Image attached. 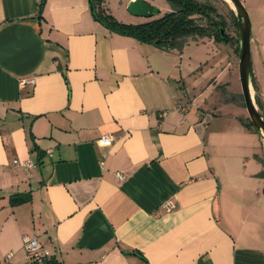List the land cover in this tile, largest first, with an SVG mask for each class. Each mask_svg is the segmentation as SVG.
<instances>
[{
    "label": "crops",
    "instance_id": "1",
    "mask_svg": "<svg viewBox=\"0 0 264 264\" xmlns=\"http://www.w3.org/2000/svg\"><path fill=\"white\" fill-rule=\"evenodd\" d=\"M39 1L0 0V264H30L33 235L51 252L33 264H264L246 109L192 93L175 48L108 30L88 0H45L41 18ZM250 57L261 113L264 17Z\"/></svg>",
    "mask_w": 264,
    "mask_h": 264
},
{
    "label": "rangeland",
    "instance_id": "2",
    "mask_svg": "<svg viewBox=\"0 0 264 264\" xmlns=\"http://www.w3.org/2000/svg\"><path fill=\"white\" fill-rule=\"evenodd\" d=\"M128 1L103 0V5L116 19L126 23H140L158 17L170 10V5L166 0H147L158 7L160 13L152 17L135 16L127 11ZM213 1L220 16L225 18L227 22L224 31L229 34V41L227 43L217 42L208 36L190 38L183 44L182 48L175 49L178 55L177 63L180 67L182 66L185 84L189 85L192 83L189 87L192 93H201L203 97H210L211 93L216 89L222 94L224 99L228 100L231 96H234V104L245 109L238 71L237 27L234 25L227 7L220 0ZM241 1L248 10L254 34L257 30L258 22L264 17V0ZM227 4L232 9L230 3L227 2ZM209 82L213 86L207 88L206 86ZM215 84L218 85L216 86ZM225 84H229L230 90H226ZM251 90L255 100L252 83ZM261 113L264 114V112Z\"/></svg>",
    "mask_w": 264,
    "mask_h": 264
},
{
    "label": "trees",
    "instance_id": "3",
    "mask_svg": "<svg viewBox=\"0 0 264 264\" xmlns=\"http://www.w3.org/2000/svg\"><path fill=\"white\" fill-rule=\"evenodd\" d=\"M88 1L93 17L108 30L133 36L140 41L153 43L164 50L182 48L188 39L202 36L211 37L217 42L227 43L229 41L230 36L224 31L227 22L225 18L220 16L213 0H166L170 5L169 11L140 23L119 21L104 7L103 0ZM220 2L227 7L233 23L237 27L234 11L225 0H220ZM44 3L45 0L39 1L37 12L39 18L42 17ZM221 29H223V33ZM236 38L239 53L238 34ZM251 82L254 86L252 77ZM231 98H234V96H231ZM242 121L246 127L255 130L248 116ZM29 198L30 194L26 193L13 194L10 199L12 203H19Z\"/></svg>",
    "mask_w": 264,
    "mask_h": 264
},
{
    "label": "water",
    "instance_id": "4",
    "mask_svg": "<svg viewBox=\"0 0 264 264\" xmlns=\"http://www.w3.org/2000/svg\"><path fill=\"white\" fill-rule=\"evenodd\" d=\"M230 3L237 20V34L239 43V81L241 94L247 116L252 122L256 132L264 138V116L261 115L251 90V57H250V38L251 20L248 10L241 0H225ZM127 11L135 16L152 17L160 13V9L147 0H129ZM223 33V29H221Z\"/></svg>",
    "mask_w": 264,
    "mask_h": 264
},
{
    "label": "built area",
    "instance_id": "5",
    "mask_svg": "<svg viewBox=\"0 0 264 264\" xmlns=\"http://www.w3.org/2000/svg\"><path fill=\"white\" fill-rule=\"evenodd\" d=\"M25 81L26 79H23V82ZM115 139H116V136L109 133V134H105L101 136L98 139V142L102 144H110ZM46 152L50 153L51 149L46 150ZM12 163L15 166L16 165L22 166L27 171L28 174L31 173V169L35 167L36 165V162L32 160L31 158H27L24 160L14 158L12 160ZM115 175L118 179H124L126 177V174L122 171H116ZM24 248H25L28 262L30 264H33L41 260L49 259V257L51 256V252L45 246L41 244L40 240L38 239L36 235L29 236V237L27 236L24 238ZM12 255H13V252L6 253L3 256L2 263H6L11 258Z\"/></svg>",
    "mask_w": 264,
    "mask_h": 264
}]
</instances>
